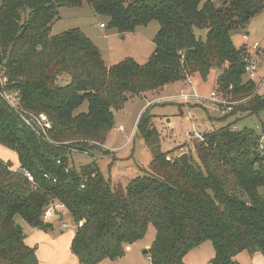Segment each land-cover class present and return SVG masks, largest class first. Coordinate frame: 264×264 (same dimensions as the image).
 I'll use <instances>...</instances> for the list:
<instances>
[{
  "label": "trees",
  "instance_id": "1",
  "mask_svg": "<svg viewBox=\"0 0 264 264\" xmlns=\"http://www.w3.org/2000/svg\"><path fill=\"white\" fill-rule=\"evenodd\" d=\"M84 4L123 36L156 21L147 61L107 65L80 29L51 33L60 9ZM262 12L264 0H1L0 90L17 94L22 114H44L50 128L38 135L22 119L29 116L0 97V147L15 153L19 165L0 159V264H39L15 225L49 231L43 213L55 205L75 226L70 251L79 264L121 258L149 226L150 264H185L204 242L214 251L210 264H233L242 252L264 258V134L228 123L203 133L192 151L173 155L161 151L147 108L136 133L152 159L124 188L104 177L96 161L75 168L70 160L74 153L97 158L128 99L194 75L206 81L216 72L213 88L222 100L244 103L248 115L264 111L261 79H244L252 56L231 38ZM195 30L206 31L204 41ZM65 76L69 82L59 85ZM84 103L87 111L75 114Z\"/></svg>",
  "mask_w": 264,
  "mask_h": 264
},
{
  "label": "rangeland",
  "instance_id": "2",
  "mask_svg": "<svg viewBox=\"0 0 264 264\" xmlns=\"http://www.w3.org/2000/svg\"><path fill=\"white\" fill-rule=\"evenodd\" d=\"M204 1L206 0H202ZM211 1L219 4L223 0ZM101 23L106 24V19L96 16L86 4L80 9L63 8L60 9L59 19L52 25L51 33L55 35L75 28L80 29L99 48L107 65L116 64L126 58H131L139 64L147 61L154 49L153 38L159 27L156 21H151L147 26L139 27L134 33L124 36L108 28L101 29ZM195 34L202 41L205 40L206 31L195 30ZM231 38L237 49L244 48L250 56L255 57L259 64L257 78L262 80L264 77L262 53L264 50V12L251 18L245 29L232 33ZM255 43L259 45L257 50L253 49ZM216 74V72L210 73L206 81L195 75L190 85L183 81L171 83L162 90L160 95L147 92L146 98L128 99L123 107L114 113V128L105 144L112 151L103 147L97 158L74 153L70 159L72 166L79 168L96 161L104 177L110 178L115 184H121L124 188L130 180L140 175V170L148 169L152 159L144 140L135 130L140 113L147 108H149L148 112L154 115L150 121L159 132L161 151L174 150L173 155L192 151V142L199 140L198 137H202L203 133L218 129L228 123L231 124L232 129L246 127L254 129L259 134H264V111L257 115H248L241 111L244 103H229L222 100L219 92L212 88ZM63 78L58 80L59 85L69 82L67 76ZM244 79H248L246 74ZM261 91L264 92V86ZM212 92L215 93L217 101L210 98ZM181 95L200 98H191L188 101L176 98ZM170 98L173 101H170ZM86 111L87 104L84 103L75 114ZM167 120L170 122L167 123ZM119 126H122V130L116 129ZM192 129L193 132H191ZM193 156L196 158L194 153ZM0 159L11 162L13 168L19 167L16 154L10 150L0 147ZM58 209L62 211V222L72 226L71 219L64 208ZM60 225V222H57V226L54 225V233H48L50 240L41 238L39 234L30 235L31 231L28 228L25 230L27 240L31 237L29 243H34L39 252L41 264H78L69 249L70 239L75 231L71 229L60 233ZM154 235V227L149 226L144 239L132 246L121 258L113 261L105 260L100 264H150L143 251L146 250L144 246L151 245ZM213 256L212 245L204 242L185 256L184 263L210 264ZM233 264H264V258L261 254L249 255L242 252L234 258Z\"/></svg>",
  "mask_w": 264,
  "mask_h": 264
},
{
  "label": "built area",
  "instance_id": "3",
  "mask_svg": "<svg viewBox=\"0 0 264 264\" xmlns=\"http://www.w3.org/2000/svg\"><path fill=\"white\" fill-rule=\"evenodd\" d=\"M100 28H104V26L101 24ZM246 38V36H245ZM259 47V45L257 43H255L253 45V49H257ZM259 70V65L258 62L255 58L250 57L248 59L245 60V67H244V72L247 75L248 80L251 81H257V71ZM6 82V79H1L0 78V84L1 86H3V84ZM264 86V77L262 78L261 81H259L258 84V89H257V93H259L261 91V89ZM0 97L14 110L16 111L20 116H29V118L24 117L22 118L23 121L25 122L26 125L31 126L38 135H41L40 132L44 133L45 130L50 128V124L47 120V118L45 117L44 114H40L37 115V117H35V115L33 114H25L22 112H20V110L17 107V103H18V96L17 94H12V93H7L4 92L2 89L0 90ZM198 99L197 97H191V96H187V95H181L179 96L177 99H182L183 101H188L189 99ZM210 98L217 101V97L215 95L214 92H212L210 94ZM118 130H122V127L119 126V128H116ZM200 140H202V137H198ZM27 179L32 182V177L30 175H27ZM60 205H55V206H50L48 207L44 213H43V221L45 223H50V219L54 216V211L59 207ZM61 225L60 228L61 231H70L71 229H75L74 225H70L68 223H63L62 221H60Z\"/></svg>",
  "mask_w": 264,
  "mask_h": 264
},
{
  "label": "crops",
  "instance_id": "4",
  "mask_svg": "<svg viewBox=\"0 0 264 264\" xmlns=\"http://www.w3.org/2000/svg\"><path fill=\"white\" fill-rule=\"evenodd\" d=\"M101 29H104V28H101ZM195 76V75H194ZM194 76H192L191 78H189L187 81H184V83L185 84H188V85H190V83H191V81H192V78L194 77ZM213 88V87H212ZM165 89V88H164ZM161 92L162 91H160V92H157V93H151V94H157V95H160L161 94ZM147 93L146 94H144V95H142L141 97L142 98H146L147 97ZM195 97H197V98H200V97H198V96H195ZM176 98H178V97H176ZM155 100V99H154ZM156 100H158V99H156ZM170 101H173L171 98L169 99ZM153 101V100H152ZM146 110V109H145ZM144 110V111H145ZM144 111H142V112H144ZM142 113H140V115H141ZM138 120H139V118H138ZM169 122H170V120H169ZM120 127H122V126H120ZM135 130H136V128H135ZM191 132H193V129L191 130ZM134 134H135V132H134ZM104 148L105 149H107V150H110L106 145L104 146ZM110 151H112V150H110ZM60 207H62V206H59L58 208H60ZM57 208V209H58ZM55 210L54 211V216L50 219V223L49 224H51L52 225V229H51V231L49 232V231H42V230H38V229H33V228H31V227H27V226H22V228H23V231H24V233H25V230L28 228L30 231H31V233H30V235L32 234L33 236H37V234H39V236L41 237V238H44V239H49V237H48V233H54V230H55V228H54V225H56L57 226V222L59 223L60 221H62V214H61V210ZM61 224V223H60ZM59 228H60V226H59ZM60 231H61V229H60ZM62 232H64L63 230L60 232V233H62ZM26 235V234H25ZM74 236V235H73ZM73 236L71 237V239H70V243H71V240H72V238H73ZM30 239H31V237H29L28 238V240H27V235H26V238H25V242H26V244H27V246H29V247H34L35 249H36V255H37V258H38V261H39V264H41L40 263V260H39V252H38V250H37V248H36V246H35V244L34 243H29V241H30ZM50 240V239H49ZM142 241V240H141ZM141 241H139V242H141ZM139 242H137V243H139ZM70 243H69V249H70ZM136 244V243H135ZM135 244H133V245H130V246H128L127 248H126V252H128L131 248H132V246H134ZM144 247H146V250L150 247V245H146V246H144ZM125 252V253H126ZM72 254V253H71ZM258 254V253H257ZM73 255V254H72ZM74 256V255H73ZM146 256H147V254H146ZM74 258L76 259V257L74 256ZM147 258H148V256H147ZM148 260H149V258H148ZM76 262L78 263V261H77V259H76ZM102 263V262H101ZM149 263H150V261H149ZM79 264V263H78Z\"/></svg>",
  "mask_w": 264,
  "mask_h": 264
},
{
  "label": "water",
  "instance_id": "5",
  "mask_svg": "<svg viewBox=\"0 0 264 264\" xmlns=\"http://www.w3.org/2000/svg\"><path fill=\"white\" fill-rule=\"evenodd\" d=\"M167 123H169V120H167ZM19 171H20L22 174L25 173V171L22 170V169H20ZM15 227H16V229H17L18 231H22V229H23L19 224H16ZM143 254H147V250H144V251H143Z\"/></svg>",
  "mask_w": 264,
  "mask_h": 264
}]
</instances>
